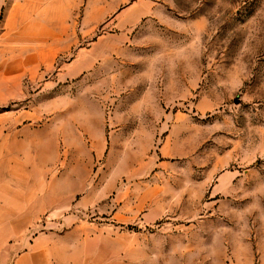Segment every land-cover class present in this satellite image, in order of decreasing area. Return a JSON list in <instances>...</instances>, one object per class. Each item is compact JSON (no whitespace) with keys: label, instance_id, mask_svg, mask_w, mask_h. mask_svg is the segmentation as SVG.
I'll return each instance as SVG.
<instances>
[{"label":"rangeland","instance_id":"1","mask_svg":"<svg viewBox=\"0 0 264 264\" xmlns=\"http://www.w3.org/2000/svg\"><path fill=\"white\" fill-rule=\"evenodd\" d=\"M34 247L264 264V0H5L0 264Z\"/></svg>","mask_w":264,"mask_h":264},{"label":"crops","instance_id":"2","mask_svg":"<svg viewBox=\"0 0 264 264\" xmlns=\"http://www.w3.org/2000/svg\"><path fill=\"white\" fill-rule=\"evenodd\" d=\"M5 0H0V11L4 5ZM4 140L5 147L8 148L7 143L9 141V136L1 137ZM4 209L7 210L2 211V218L6 223H19L24 222L25 217L27 218L30 215V204L26 203V201H22L21 203L14 205L16 207V211L10 209L8 205L3 206ZM12 227V226H11ZM13 228L14 225H13ZM83 242L81 243V245ZM103 256L100 257L99 261L91 262L90 261V250L88 247H80L77 248L74 252L67 255V264H110L107 262L110 258L105 257V250H102ZM16 264H50L49 258L47 256L46 250L41 247H34L32 251L27 254L20 255L16 259Z\"/></svg>","mask_w":264,"mask_h":264}]
</instances>
